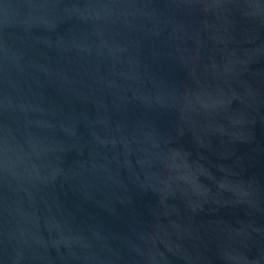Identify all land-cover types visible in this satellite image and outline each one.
I'll return each mask as SVG.
<instances>
[{"label":"water","instance_id":"95a60500","mask_svg":"<svg viewBox=\"0 0 264 264\" xmlns=\"http://www.w3.org/2000/svg\"><path fill=\"white\" fill-rule=\"evenodd\" d=\"M0 264H264V0H0Z\"/></svg>","mask_w":264,"mask_h":264}]
</instances>
